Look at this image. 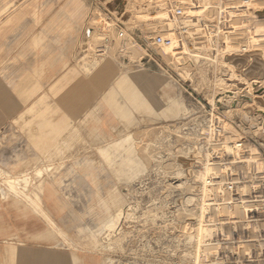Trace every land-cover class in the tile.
<instances>
[{
	"label": "rangeland",
	"instance_id": "obj_1",
	"mask_svg": "<svg viewBox=\"0 0 264 264\" xmlns=\"http://www.w3.org/2000/svg\"><path fill=\"white\" fill-rule=\"evenodd\" d=\"M150 1L84 0V3L82 0H69L72 7L69 14L71 17L80 19L85 14V27L83 29L85 48L81 55L76 53L70 57L69 64H72V68L68 74L66 73L54 80L48 91L43 94L50 95L53 89L56 90L57 88L58 90L59 87H63V89L65 88L64 90H69L70 93H73L76 87H82L83 91L88 92V97L81 95V102L85 104L86 108L88 107L87 117L90 118L93 110L102 108L101 130L109 136V139L118 137V131L112 127H121L125 132L134 131L139 127L136 123L140 117L149 116L152 118L151 122L142 123L146 134L142 133L140 136L141 143L144 144L149 143V139H151L150 147L146 149L140 148L139 156H134L130 153H122V155L118 153L116 155L117 170L106 172L102 168H97V166L95 171H93V176L99 179L94 181L97 183L102 197L106 199L105 188L110 187L113 189L116 199L120 202V212L122 214L117 209L115 211L117 214L122 215L119 223L114 228L115 230L109 233V231L106 232L104 225L99 226L96 215L86 212V206L89 204L87 170L92 169L93 165L85 160L88 158V154L84 156L80 152L81 149H86H84L85 146H80L78 141L79 133H75L73 144L71 145L66 144V140L62 139V145L55 156H47L41 162L37 159L35 160V158L39 159L41 154L32 151L28 143L29 139L17 136L19 134L23 135L22 133L25 134L24 131L27 129L23 126L26 123L27 114L26 118H21V116H25L23 114L33 106V104L30 107L23 106L30 97L29 91L22 88L20 90V105H15L14 107V110L18 108L22 110L16 121H13L12 118L14 117L13 114L17 112H13L11 106H0V144L3 143L4 145L0 147V168L15 174H20L19 172L24 171L33 176L37 167H50L48 175H43L41 178L45 182L41 188L42 194L39 192V199L48 205L56 200L57 206L51 208L52 216L55 220L64 217L66 220L67 218V227L66 231L62 232V236L55 238L56 243L61 242L62 244L55 246L53 241L48 240L50 238L40 237L44 235L43 229L46 228V225L40 219L19 217L11 209L3 208L0 205V264H45L47 260L51 259L48 258L46 250L52 247L51 250L57 251L56 255L58 253L71 255L70 257L74 264H181V258L183 259V257L180 243H183L184 236L187 233V237H192L194 235L192 233L193 230H196L198 240L192 245L195 252L189 264L209 263L210 256L220 258L227 256L228 253L246 255V253H249V249L255 250L257 256L262 257L261 251L263 252L264 250L260 251L257 247L248 246L241 252L237 245L242 247L246 243L245 240L247 238L246 235L238 234V231L226 235L228 245L216 244L208 247L206 245L202 246V244L214 234L206 232L207 226L215 221L211 214L207 217V205L220 202L216 195L220 198L231 200L232 196L239 195L245 191V187L241 190V186L235 184L227 186V190L225 186L216 190H211L205 186V189L203 182L205 181L204 179L209 177L207 175H220V177L223 175L226 180L232 175L236 180L244 179L245 181L253 182L256 169L258 172L264 173V149L262 147L264 145V121L261 122L260 120L257 125H253V128L256 129L254 135L242 132L241 128L247 131L249 127L238 116L236 111L232 110L233 108H231V112L227 108L232 103V101L227 100L234 94L230 91L221 92L216 89L218 85H225L220 76V74H223L221 70H225V68H221L217 61L220 60L222 52L227 50L228 40L226 38L230 37L231 40L235 39L239 43L241 42V51L247 53L246 49L251 46L255 47L259 42L258 38L264 36V25L258 24L259 22L253 17V20L248 22L249 24L235 27L238 32L234 30L236 32L231 33V35H220L222 32H217L215 28L212 34L208 35L206 33L213 27H207L201 22L214 21L220 3L228 4L231 1L233 2V0H210L209 3L212 5V9L215 7L213 11L215 10L216 13L214 12V14H211L212 11L208 12L206 11L207 9H204L207 4L204 0ZM158 2L161 5L164 4L165 8L157 5ZM253 2L256 3V5L253 3L254 7L257 8L255 11H259L261 14L264 10L262 5H258L255 0ZM177 5H180L184 10L183 17L192 20L199 30L196 33L195 31L191 33L192 29H189L184 37L190 35L198 36L199 34L204 38H212V42H209L212 44L213 53L216 57L211 60L213 64L207 65L206 75L211 81L210 84L215 85L214 88H209L207 84H199L197 76L190 77L192 73L190 74L189 71L194 73L196 67L189 66L183 71L178 70L177 68L184 67L182 65L184 63L177 59V61L173 62L174 67H171L163 59V53H172L174 51L166 49L167 52H164V46L157 45L154 42L155 35H161V33H156L153 30L155 28H152V31L147 29V26L154 24L158 19L164 18V14L166 19L174 22L173 27L180 22L186 27V22H182L184 19H176L173 13ZM157 8L161 11L163 9V11L160 12ZM152 12L155 13L152 14ZM131 17L132 21H137L136 24L132 25ZM108 24L110 25L108 26ZM121 24L125 27L124 31L121 28ZM106 26L108 30L105 28ZM112 27L113 36H109L108 31ZM173 27L165 32H170L172 35ZM93 31L99 37L97 36L98 38L91 42L88 38ZM119 31L124 33L121 38L114 36ZM124 36L129 37L126 40L135 42L134 44L132 43L133 49L132 47L127 48L128 45L126 44L127 41H124ZM182 42L175 43L173 48H179ZM116 44L117 47H115ZM107 50L114 52V58L107 69L95 76H91L87 80H85L84 74L77 73L74 70L75 68L73 67L75 66L79 67L81 72H83L84 68L93 69L94 61L99 58H105L108 53ZM250 50L249 52L251 53L252 51ZM185 57L187 58V56ZM184 59L183 61H185ZM186 61H188V58ZM175 62H177L176 65ZM135 73L138 74V79L133 77ZM40 75L43 76L41 73ZM76 76L81 77V79L78 78L76 84L67 82L68 78L71 79ZM77 84L79 85L77 86ZM39 88L40 85H38ZM11 93H15L14 100L18 104L17 94L19 92L12 89H0V101L5 97H9ZM11 98L13 99V96ZM37 103L38 101H35L34 105ZM10 108L11 112H7V109ZM73 111L72 106H66L65 108L61 106L60 114L57 117V123L61 126L59 129L61 135L66 132L65 128L67 126L77 124L75 118L84 119L83 113L74 115ZM198 123L205 125L204 134L198 137V139H201V143H205V145L201 148L203 151L200 148L198 149L199 146H196L194 154L188 153V155L183 148L188 144L187 138L196 137L197 129L195 127ZM81 124L79 122L77 127L80 128ZM228 125L231 126V129H229ZM92 126L93 122L88 119L86 127L91 129ZM160 129L164 130L162 136L166 134L171 139L179 136L181 141L183 139L185 141L183 140L181 146L178 147L166 143L160 145L153 138L154 132ZM147 130L150 133H147ZM230 131L232 133H228ZM44 134L48 138L51 136V131H46ZM14 135L17 136V139H13L15 138ZM224 135L228 136V138H223L222 136ZM225 141H228V145H223ZM233 142H242V146L240 148L234 147L232 146ZM189 143L193 142L190 141ZM90 148V150H94L96 147ZM66 153H68L67 156L65 155ZM95 155L89 158L95 159ZM27 162L30 165L27 166ZM93 163L94 165L99 164H96L95 161ZM218 163L223 165L218 166ZM177 168H183L184 172L178 173L179 169ZM192 171H206V173L204 172L202 180L200 176L198 182L191 185L189 180ZM51 174H54L56 182L51 178ZM261 180L264 179L261 178ZM3 182L4 177L0 175L1 187H3ZM199 183H201L202 189L201 204L197 205L195 200L190 206L189 204L185 206L186 203L183 202L184 194H193L195 196V188H197ZM244 185L246 186L247 184ZM249 187L255 188V185L251 186L250 184ZM255 193L261 195L257 190H255ZM252 195L253 192L251 191L250 196ZM262 195H264V192ZM67 196H69V199H67ZM195 198L197 197L195 196ZM130 207L134 211L132 210V216L126 219L124 212ZM180 207L183 210H187V212L179 210ZM229 211L231 216L240 215L242 212L241 209L237 208L229 209ZM144 212L146 217L142 214ZM154 215L156 217L153 219ZM119 227H128V234L125 235L123 248L120 252L113 250L111 248L112 245H109L107 241L109 234L115 236L121 233L123 228L120 229ZM11 233H13L14 237H12ZM247 234L251 235L252 239L258 240L257 246L264 248V232L249 231ZM12 238L17 242L12 243ZM96 239L101 241L100 248H90V242ZM190 240L189 238L188 242ZM178 248L181 251H178ZM103 258L107 259L103 261Z\"/></svg>",
	"mask_w": 264,
	"mask_h": 264
},
{
	"label": "bare ground",
	"instance_id": "obj_2",
	"mask_svg": "<svg viewBox=\"0 0 264 264\" xmlns=\"http://www.w3.org/2000/svg\"><path fill=\"white\" fill-rule=\"evenodd\" d=\"M148 1L151 2L150 0H148ZM209 1L210 0H204V2L207 3L206 6H204V9L205 10L207 9L206 11H208V12L212 11L211 14H214L215 10L213 11V9L215 7H213V9H212V7H211L212 5L209 3ZM255 1L257 2L258 5H262V8L264 9V0H255ZM253 3H255V2H253V0H250L249 5H250V9L252 10V15L256 19V21L259 22L258 24L264 25V10H263V12H261V14L259 13V11H255L257 9L254 7L256 5V3H255V5ZM135 4H137V3H135ZM149 5H151V4H149ZM157 5H160V7H162V8L164 7V4L161 5L160 2H158ZM133 7L135 8L134 5H133ZM157 9L160 12L163 11V9H162V11L159 8H157ZM258 9H259V7H258ZM153 13H155V12H152V14ZM183 14H184V10H183V13L181 15H175V14L174 15H175L176 19H184V20H182V22L183 23L186 22V25H187L186 27H184V24H182L181 22L178 23L177 26L173 27L174 22L166 19L165 14H164L163 15L164 18L158 19L157 22H155L154 24L147 26V29L151 30L152 28H155L153 30H155L156 33H159V34L161 33V35H163L162 37L171 39L170 44L162 45V46H164V48H163L164 52H167L166 49H172L174 51V52H172L173 54L170 52L163 53V56H164L163 59L166 60L169 63V65H171V67H174L173 62L177 61V60L182 61V63H184V64H182V65H184V67L177 68L178 70L183 71L186 67H189V66H191L193 68L196 67L194 69V73L187 70V71H189L190 74L192 73L190 77L197 76L198 77L197 80H198L199 84H207V86L209 88H214L215 85L210 84L211 81L208 79V77L206 75V72L208 70L207 65L213 64V62L211 60L212 59L214 60V58L216 57V55H214V53H213L212 44L210 43V42H212L211 41L212 38H210V39L204 38L203 36H201L199 34H198V36L197 35H194V36L190 35L188 37H184L185 36V34H184V36H182V37H184V39H183L184 41L182 40L183 42L181 43L182 46L180 45L179 48L178 47L173 48V45L175 43L180 42V41H177L178 35L176 36V34L174 33L175 29H177L178 27H183L187 31V33H188L189 29H192L190 31L191 33H194V31L196 33V31L198 30L195 23H193L192 20L185 19L183 17L184 16ZM89 17H90V15H89ZM89 17H88V19H89ZM157 18H160V17H157ZM131 21H132V17H131ZM136 23H137L136 20L132 21V25H134ZM109 25L110 24H108V26ZM172 27L174 28L172 35L170 34V32H165V31H168ZM105 28L108 30L107 26ZM235 30L238 32L237 28ZM236 31H233V32H236ZM108 33H109L108 34L109 36L110 35L113 36V34H112L113 33V27L109 28ZM259 33H261V32H259ZM236 34H234V35H236ZM161 35H159V36H161ZM237 35H239V34H237ZM97 36L98 35L95 34L93 31L92 35L88 39H89V41L92 42V41H94L95 38L99 37V36L98 37ZM114 36L119 37V32L117 35H114ZM127 38H129V37L124 36V41H127V43H126L128 45L127 48L132 47L135 42H131L130 40H126ZM116 40H118V39L116 38ZM226 40H228V43L226 42L227 43V50L223 51L222 54L220 53L221 54L220 60L217 61L221 68L222 67L225 68V70L224 69L221 70V68H220V70L223 71V74H220V76H221V79H223L225 85H223V86L218 85L216 89L220 90L221 92L230 91L234 94L232 97L228 98V100H227V101H232L231 105L227 106V108L229 109L228 111L229 112H231L232 110L236 111L238 116H240V118L245 121V123L247 124V126L249 128L247 127L248 128L247 131L245 129L241 128L242 132L254 135L256 133V129L253 128V125H257V123H259L260 120H261V122L264 121V63H263V61H264V57H263L264 56V36H261V38H258L259 42H258V44L255 45V47H253V46H251L250 48L248 47L249 49H251L250 50V51H252L251 53L249 52V49H246L248 51L247 53H243L241 51L242 48L240 47L241 42L239 43L238 40L237 41L235 39L231 40L230 37H227ZM111 42H112V40H111ZM117 42H119V41H117ZM115 47H117V44ZM110 48H111V46H110ZM183 48H184V50H183ZM132 49H133V47H132ZM109 52L110 51H108L107 56L105 58H99V59L94 61V68L93 69L84 68L83 72H81V73L85 75L84 76L85 80H87L91 76L97 75L98 73L107 69L111 65L110 62L114 58V52L112 50L110 53ZM184 54H185V56H187L188 61H186L187 58L184 56ZM183 59L185 61H183ZM82 60H84V59H82ZM176 64H177V62H175V65ZM79 76L78 77L76 76L75 78H71V79L68 78L67 82L76 84ZM133 77L135 79H138L139 76L137 73H135ZM79 79H81V77ZM68 87H69V84H68ZM53 88H54V86H53ZM60 88H62V89H60ZM50 89H52V88H50ZM64 89H63V87H59V89H58L59 91L57 90V88H56V90L53 89L52 94L50 93V95L49 94L42 95V96H40L37 104L34 105V103H33V106L31 108H29L26 113L23 114L25 116H21V118H26V114H27V118H26L27 120H26L25 125L23 126L27 130H25L24 132H25V134L28 135L29 144L31 146V149L35 153L41 154V156H40L41 159L35 158V160L37 159L40 162L43 161V159L46 158L47 156H52V157L55 156L57 150L62 145V139L66 140V142H67L66 144L71 145V144H73L75 133H79L78 134L79 135L78 141L80 143V146H83V147L85 146L84 149H86V150L81 149L80 152H82V154L84 156H86L85 154H88V156H87L88 158L85 160L91 162L93 165L92 169L87 170L89 182L87 183V186H88L87 191L88 192L87 191L86 192L88 193L89 204L86 206V208H87L86 212H90V213L96 215L97 219L99 221V226L104 225L106 228V232L109 231V233H111V231L115 230L114 228L119 223L120 216H122V215H120V214H122V212H120L121 211V205H120V202L116 199L113 189H111L110 187H107V188L103 187V188H105L106 199L102 197V195L99 191V187L97 186V183L94 181L95 179H96V181H98L99 179L95 178L93 176V171H95L96 167L98 166L97 168H102L103 171L105 170L106 172H112L114 169H116L118 167V164L116 163V155L118 153H121V155H122V153H130L134 156H139L140 155V152H139L140 148L146 149V148L150 147L151 146V143H150L151 139L146 137L150 141H149V143L144 144V143H141L142 140L140 139V136L142 133L146 134V130L143 129L144 126H142V123L151 122L152 118L149 116L140 117L138 122L136 123V125H138L139 127L137 128V130H134V131L125 132V130L121 127L120 128L119 127H112L118 131V132L116 131L118 133V137L116 139H109V136H107L101 130L102 127H101L100 123L102 122V119H103L102 118V115H103L102 108L93 110V113L91 112L92 111L91 110L90 112L92 115L90 116V118L87 117V114H88L87 108L88 107L86 108L85 104L83 102H81V97H82L81 95L88 97V92L83 91L82 87L81 88L76 87L75 90L73 91V93H70L69 90L67 91ZM79 90H82V91H79ZM3 95H4V93H3ZM61 106H63L64 108L66 106L67 107L72 106V109H74V111H73L74 115L79 114V113L84 114V119H82V120L80 118H75L77 120V124H79V122L82 123L81 124L82 128L81 127L78 128L77 124L70 125V126H67L65 128L66 132L64 134L61 135L59 133V129L61 128V126L57 123V117L60 114ZM231 108H233V109L231 110ZM94 112H95V114H94ZM96 113H97V115H96ZM100 114H101V116H100ZM88 119H90L93 122V126L91 129L86 127V122ZM24 121H25V119H24ZM150 125L152 126V124H150ZM222 127H224V126H222ZM230 127L231 126H229V129H231ZM195 128L197 129L196 137L187 138L186 141L188 144L183 148V150L186 151L187 154L193 153L196 146H199L198 149L200 148V150H202L201 148L203 147V145H205V143H203V144L201 143L202 142L201 139H198V137L200 135L204 134L203 131H204L205 125H201L198 123ZM232 130H233V128H232ZM46 131H51V136L48 138L44 134ZM142 131H144V132H142ZM148 131L149 130H147V133H150ZM163 131H164L163 129H160L157 132H154L153 138L157 140L156 141L157 143H159L160 145L165 144V143L166 144H173L175 147L181 146V144H182L181 142L184 139L181 141V138H179V136H177L175 139H171V137L168 138L166 136V134L164 136H162ZM228 133H232V131H230ZM208 134H209V132H208ZM222 137L225 139L228 138V136L226 137V135H224ZM188 141L189 142L192 141L193 143H189ZM230 142H232V141H230ZM234 143L235 142H233L232 146H234ZM223 145H228V141H225V143ZM90 147H96V148L94 150H90L91 149ZM262 147L264 149V145H262ZM64 150H65V148H64ZM180 150H182V148H180ZM69 152H73V151H69ZM67 154L68 153H66L65 155L67 156ZM94 154H96L95 155L96 158L90 159L89 157L90 156L93 157ZM190 157H192V156H190ZM94 161L96 164L97 163H99V164L94 165V163H93ZM26 164H27V166L30 165L29 162H27ZM22 166H24V165H22ZM50 169L51 168L50 167L48 168L47 166L46 167H37L35 169L34 175L30 176L27 172H24V171L19 172L20 174H15V173H11L9 171H5L4 169L0 168V175H3V177H4L3 187L0 186V205L3 208L11 209L13 211V213L19 217H27L28 219L35 217L37 219H40L43 222V224L46 225L45 226L46 228L43 229L44 235H42L40 237L41 238H44V237L50 238L48 240L53 241V244H55V246H58L62 243L61 242L56 243L55 238L58 236L59 237L62 236V232L66 231V227H67L66 220H67V218H66V220H65V217L60 218L59 220H55V218L52 216V209L51 208L57 206L56 200L52 204L48 205V204L41 202L39 199L40 198L39 192L42 194L41 188L43 187V183L45 182L44 179H41V178L43 175H48V172ZM177 169H179L178 173L184 172V170H182L183 168L182 169L177 168ZM204 172L206 173V171H203V172L192 171L191 176H190V180H189L191 182V185H192V183L196 184L198 182V180L200 179V176H201V180H202L203 175L205 174ZM51 178L53 179L54 182H56V178H55L54 174H51ZM184 183H187V182H184ZM200 184L201 183H199L197 185V188H195L196 189V191H195L196 195L195 196L197 198H195V196L193 194H184L185 197H184L183 202L186 203L185 206H187V204H189V206H190V204L192 202H194L195 200H196L195 203H197V205L201 204L200 200H201L202 189H201ZM139 185H140V183H139ZM181 190H183V189H181ZM190 193H192V192H190ZM67 197H68L67 199H69V196H67ZM139 206H141V205H139ZM116 209L120 214L119 213L117 214V212H115ZM177 209H178V207H177ZM180 209L182 210V212H187V210H183L181 207L179 208V210ZM196 209H198V207H196ZM132 210L133 209L130 207V208H127V210L124 212V216L126 219L132 216L133 211H134V210L133 211ZM201 213H202V210H201ZM142 214L144 217H146L145 212ZM174 215H175V213H174ZM155 217H156V215L153 216V219ZM150 219H152V217H150ZM72 223H74V222H72ZM173 224H174V222H173ZM122 225H123V223H122ZM122 225H120V226H122ZM91 226H92V224H91ZM119 228L120 229L123 228V230H121V233L118 234V232H117L118 235H115V236L114 235L111 236V234H109V236L107 237V241H108L109 245H112L111 248L113 250H117L120 252L123 248L125 235L128 234L127 233L128 227L127 228L125 227L126 229L124 227H119ZM130 228H133V227H130ZM180 229H181V227H180ZM138 231H140V230H138ZM192 233L194 234L192 236L193 242H192V237H187V234H188L187 233L184 236L185 238L183 240V243L182 244L180 243L181 248L180 247L179 248L182 251L178 248V251L179 250L181 251V254L183 257V259L181 258V260H182L181 264L186 263V262L189 264V261L192 259V256L195 252L194 248H192V245H193V243H196V241L198 240V235H197L196 230H193ZM11 234H12V237H14L13 233H11ZM139 234H141V233H139ZM180 238H183V237H180ZM189 238L191 240L188 242ZM11 240H12V243L17 242L14 238H12ZM100 242H101L100 239H96V240L91 241L90 242V246H91L90 248L99 249L100 248L99 247ZM179 242H180V240H179ZM85 245H86V243H85ZM178 246H179V244H178ZM52 248H49L48 250H46V252L48 253V258H51V259L47 260V262L45 264H60V263L74 264V262L72 261V258L70 257L71 255L69 256L65 253H58V255H56L57 251L51 250ZM46 252H45V254H46ZM106 259L107 258H105V259L103 258V261Z\"/></svg>",
	"mask_w": 264,
	"mask_h": 264
},
{
	"label": "crops",
	"instance_id": "obj_3",
	"mask_svg": "<svg viewBox=\"0 0 264 264\" xmlns=\"http://www.w3.org/2000/svg\"><path fill=\"white\" fill-rule=\"evenodd\" d=\"M70 10L69 0H0V89L19 92L18 104L15 93H11L13 99L5 97L0 106H11L17 112L13 121L22 111L14 110L15 105H20L22 88L29 91L30 97L23 106H31L54 80L68 74L72 68L70 57L83 53L85 14L74 18L69 15ZM73 68L81 73L79 67ZM17 136L29 139L24 133Z\"/></svg>",
	"mask_w": 264,
	"mask_h": 264
},
{
	"label": "built area",
	"instance_id": "obj_4",
	"mask_svg": "<svg viewBox=\"0 0 264 264\" xmlns=\"http://www.w3.org/2000/svg\"><path fill=\"white\" fill-rule=\"evenodd\" d=\"M249 4L250 0H233V2L231 1V3L228 4L220 3L214 21H209L208 23L201 22L207 27H213L209 29L206 34L211 35L214 28L217 32H222L221 34L219 33L220 35L230 34L234 33L233 31L235 30V27L249 24L248 22L253 20L252 10L250 9ZM173 13L175 15H181L183 9L180 5H177L176 8H174ZM121 28L123 30L125 28L124 25L121 24ZM123 31H119L120 38L123 37ZM174 33L176 36L178 35L177 41L181 42L184 39L182 36L186 34V30L183 27H178L175 29ZM154 42L157 45H167L171 43V39L155 35ZM241 146L242 142L234 143V147L240 148ZM217 165L220 166L223 164L218 163ZM207 176L209 177L204 179L205 181L203 182L204 188L207 186L211 190H216L225 186V189L227 190V186L235 184L241 186V190L245 187V191L239 195L232 196L231 200L220 198L216 195V198L220 200V202L214 204L209 203L207 205V217L211 214L215 221L207 226L206 232H212L214 234L210 238H207L202 246L206 245L212 247L216 244L228 245L229 243L226 235L238 231V234L246 235L247 238V240H245L246 243L242 247L237 245L241 252L248 246L257 247L260 251L262 249L264 250L262 246L256 245L258 240L252 239V236L247 234L249 231L264 232V195H262L264 192V180H261V178L264 179V173L258 172L256 169L254 173L255 180L253 182L245 181L244 179L236 180L232 175L227 180L223 175L222 177H220V175ZM244 184L247 185L245 186ZM250 184L251 186L255 185V188H250ZM255 190L261 195H257ZM251 191L253 192L252 196H250ZM234 208L241 209V214L231 216L229 209ZM261 254L262 257H258L255 250L249 249V253H246V255L228 253L227 256L220 258L210 256L209 263L199 262V264H264V251H261Z\"/></svg>",
	"mask_w": 264,
	"mask_h": 264
}]
</instances>
